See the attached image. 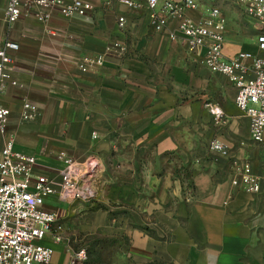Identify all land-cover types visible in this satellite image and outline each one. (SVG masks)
Segmentation results:
<instances>
[{
    "label": "crops",
    "instance_id": "1",
    "mask_svg": "<svg viewBox=\"0 0 264 264\" xmlns=\"http://www.w3.org/2000/svg\"><path fill=\"white\" fill-rule=\"evenodd\" d=\"M82 1L92 6L84 15L29 4L10 22L0 0V48L19 46L17 84L0 94L10 109L0 159L13 139L57 192L65 157L99 163L94 201L45 199L59 219L67 213L70 230L42 242L54 261L71 264L83 236L91 249L113 241L131 264H264V142L252 139L234 84L203 62V48L187 50L178 15L158 31L147 0ZM165 1L197 23L219 8L226 59L264 56V21L247 14L249 0H161L158 11ZM248 176L258 192L245 189Z\"/></svg>",
    "mask_w": 264,
    "mask_h": 264
},
{
    "label": "built area",
    "instance_id": "2",
    "mask_svg": "<svg viewBox=\"0 0 264 264\" xmlns=\"http://www.w3.org/2000/svg\"><path fill=\"white\" fill-rule=\"evenodd\" d=\"M132 4L131 0H120ZM161 0H147L155 27L162 31L173 16L181 18L179 34L189 52L203 48V62L213 71L228 76L237 89L235 102L251 121V136L257 143L264 142V56L240 52L233 59L223 55L225 42V18L219 8H211L208 18L194 22L181 12V6L165 1L160 11ZM39 5L60 8L65 13L87 14L92 10L88 2L74 0L65 4L63 0H9L6 17L10 22L18 20L24 6ZM186 6L196 7L194 0H185ZM247 14L264 21V0H249ZM125 18L119 17L124 26ZM177 33L171 37L176 39ZM259 46L264 50V35L259 37ZM16 42L6 40L0 48V94L7 83L17 84L11 76V51L18 50ZM101 63V59L97 60ZM26 108L32 107L28 104ZM10 109L0 103V135L5 132ZM35 156L15 150L13 139L6 142L0 159V264H58L54 251L45 246L44 240L59 243L65 239L63 225L57 214L45 208V199L58 195L65 202H92L97 197L99 163L91 158L78 162L71 157L64 158L60 189L57 192L53 179L36 174ZM245 189L258 192L256 176L246 178ZM87 248L73 251L71 264H86Z\"/></svg>",
    "mask_w": 264,
    "mask_h": 264
},
{
    "label": "rangeland",
    "instance_id": "3",
    "mask_svg": "<svg viewBox=\"0 0 264 264\" xmlns=\"http://www.w3.org/2000/svg\"><path fill=\"white\" fill-rule=\"evenodd\" d=\"M59 203V202H58ZM75 204H84V202H74ZM60 205L65 206L66 204H61ZM63 216H60V220L64 223L63 225V235L67 237L68 234H70V230L68 229V217L67 213H63ZM78 222V221H77ZM70 236V235H69ZM83 236H79V239L76 243V248H82V247H89V244H86L85 241L82 238ZM102 242L103 244V249L102 250H97V249H91L90 247L87 248L89 250V261L87 264H131L129 261H127V258H121L119 253L121 250H116L113 248V241L105 239L103 241L97 239L96 243ZM117 256V257H116Z\"/></svg>",
    "mask_w": 264,
    "mask_h": 264
},
{
    "label": "trees",
    "instance_id": "4",
    "mask_svg": "<svg viewBox=\"0 0 264 264\" xmlns=\"http://www.w3.org/2000/svg\"><path fill=\"white\" fill-rule=\"evenodd\" d=\"M87 250H88V249H87ZM88 261H89V250H88V260H87L86 264L88 263Z\"/></svg>",
    "mask_w": 264,
    "mask_h": 264
}]
</instances>
